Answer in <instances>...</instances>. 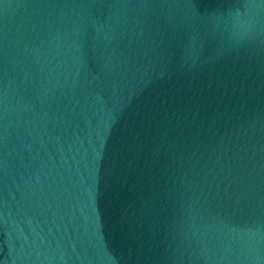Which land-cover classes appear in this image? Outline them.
Here are the masks:
<instances>
[{
	"label": "water",
	"instance_id": "1",
	"mask_svg": "<svg viewBox=\"0 0 264 264\" xmlns=\"http://www.w3.org/2000/svg\"><path fill=\"white\" fill-rule=\"evenodd\" d=\"M264 130V0H240Z\"/></svg>",
	"mask_w": 264,
	"mask_h": 264
}]
</instances>
